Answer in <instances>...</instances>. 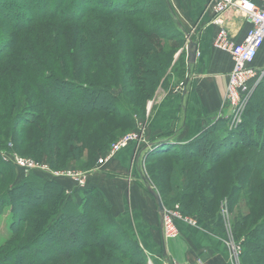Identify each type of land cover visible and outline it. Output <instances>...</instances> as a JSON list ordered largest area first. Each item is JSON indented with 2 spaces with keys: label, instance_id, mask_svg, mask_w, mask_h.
<instances>
[{
  "label": "trees",
  "instance_id": "obj_1",
  "mask_svg": "<svg viewBox=\"0 0 264 264\" xmlns=\"http://www.w3.org/2000/svg\"><path fill=\"white\" fill-rule=\"evenodd\" d=\"M35 1H7L16 11L23 8L29 13L40 12L28 15L23 23L18 21L13 25L7 16L0 15V27L10 30L6 40L0 41L3 49L0 64L6 63L7 75L17 73L21 78L12 92L10 107L5 99L0 100V137L5 135L11 114L14 130L8 138H20L23 136L20 128L48 116V106L77 120L88 118L94 111L106 113L116 130L124 122L132 130L138 117H143L132 107L133 103H147L159 88L167 89L171 79L177 82L186 79L187 65L182 50L185 35L167 0H39L40 5H35ZM1 12L4 10L0 9ZM148 17L152 19L147 20ZM46 22H57L59 27L53 29L49 24L40 27ZM40 45L45 47L46 59L36 51ZM91 65L110 75L99 87L87 78L83 79L86 83L81 80L84 70ZM26 83V88L33 92L30 101L34 103L26 102L14 113L19 106L17 96ZM65 88L68 91L62 92ZM76 90L79 103L67 100ZM116 90L119 93L114 94ZM100 98L113 103L112 108L96 107ZM248 100L238 127L229 129L228 119L221 117L188 143L154 146L145 154V172L165 208L178 204L184 216L196 218L204 226L215 228L217 233L223 230V216L213 213L211 205L216 184L224 175L234 177L229 185L230 194L243 190L246 197L243 202L248 209L241 219L235 217L233 221L235 237H244L240 264H264V240L260 236L264 235V220L254 223L248 208L259 207L260 200H255L254 195L264 189V115L261 113L264 78ZM69 104H72L70 108ZM57 113L51 114L52 122L58 118ZM260 119H263L261 124ZM104 127L99 123L97 131L105 143L97 148L98 153H105L111 141L119 136L118 132L112 133L113 130ZM92 137L93 132L83 131L82 145H76V137H71L69 149L80 150L83 145L90 149ZM41 154L47 155L44 146ZM230 157L234 158L233 168L227 166ZM162 160L167 161V166L159 168L158 162ZM152 168L155 178L167 184L165 198L153 182ZM10 170L2 171L0 167V215L3 208H8L12 219L10 238L4 242L8 250L0 264H12L17 254L25 258L24 264H75L73 259L91 264L97 258L95 264H147L145 252L135 237L117 223L100 190L75 186L77 197H69L59 182L63 179L38 172L13 183L12 174L7 173ZM239 179L245 181L240 183ZM5 180L9 183L5 182L3 187ZM203 193L205 197L200 195ZM26 226L30 229L28 241L24 248H14Z\"/></svg>",
  "mask_w": 264,
  "mask_h": 264
},
{
  "label": "crops",
  "instance_id": "obj_2",
  "mask_svg": "<svg viewBox=\"0 0 264 264\" xmlns=\"http://www.w3.org/2000/svg\"><path fill=\"white\" fill-rule=\"evenodd\" d=\"M167 1L184 31L185 57L188 41L197 46L195 63L186 64L183 86L170 84L167 89L156 91L148 105L140 141L129 143L104 166L97 167L94 163L86 172V186L102 192L117 223L135 237L145 252L147 264H172L173 261L178 264H234L229 259L231 249L225 240L200 222L192 227L177 220L179 236L165 240L161 232V214L148 191L151 187L158 194L145 172L148 150L162 144L188 143L230 111L224 94L232 60L213 47L219 30L212 23L213 0ZM224 19L230 39L242 42L250 23L233 10ZM253 66L264 67V43ZM59 182L67 196L77 197L72 181Z\"/></svg>",
  "mask_w": 264,
  "mask_h": 264
},
{
  "label": "rangeland",
  "instance_id": "obj_3",
  "mask_svg": "<svg viewBox=\"0 0 264 264\" xmlns=\"http://www.w3.org/2000/svg\"><path fill=\"white\" fill-rule=\"evenodd\" d=\"M8 0H1L0 3H3L2 6H0L1 10H4V13L1 12L0 15L3 16H7V20L10 21L11 24L15 25L18 21L20 23H23L24 21L27 20L28 15H39L40 12H38L37 10L32 11L31 13H29V11H27L26 9L23 8H19L18 11H16L11 5H9V3H7ZM10 1V0H9ZM21 5V4H20ZM35 5H40V1L36 0L35 1ZM20 7V6H19ZM24 7V6H23ZM156 9V8H155ZM33 10V9H32ZM39 13V14H38ZM71 14L74 15L75 11L72 10ZM141 17V16H139ZM152 19L150 17H148L147 20ZM49 24L50 26H52L53 29H56L59 27L57 22H46V23H41L40 27H42V25H46ZM133 25H138V23H133ZM137 27V26H136ZM63 29H66L65 27H63ZM137 29H139V27H137ZM10 30L8 28H5L4 26L0 27V41L1 40H6V38L8 37ZM20 38V37H19ZM98 39H100L99 37H97ZM33 41V40H32ZM49 42V41H48ZM51 42H49L48 44H50ZM45 47L43 46H39V48H37V53L40 55L41 58L46 59L44 53H43V49ZM184 50V46L183 49ZM3 52V49L0 47V54ZM59 53L61 54V50L59 49ZM178 57V54L175 55V58ZM185 62H186V57H185ZM14 64V62H12V65ZM174 64V62H172V65ZM66 65V64H65ZM178 66L181 65V63L177 64ZM11 67V66H10ZM67 71H70V68L68 65L65 66ZM3 68V70L1 69ZM6 63L4 64H0V100L5 99L7 101V103L9 104L10 107V101L9 100H13L12 97V92L14 91V88L17 86V83L20 82V76L17 75V73H13L7 75L6 74ZM84 74L83 77L81 78L82 82L86 83V81H84L83 79L87 78L88 80H91L95 83V86H98L100 84H103L104 82V78H109L110 75L108 74V72L105 70H100V68L96 67L95 65H91L89 66V68H86L83 72ZM177 82L176 80L171 79L170 83L172 85L178 84H184L185 80ZM27 83L25 84V87L23 89H21V91L19 92L17 98L19 99V106H17V108L15 109L14 113L19 112V110L23 107V104L30 103L33 104V101H30V96L33 95V92L29 91L28 88H26ZM79 90V89H78ZM76 90L75 93H72L70 95V97L66 98L68 99H72V101L79 103V99H78V93L79 91ZM62 92H66L68 91V88L62 89ZM114 94L119 93L117 90L113 91ZM129 93V91L127 92V94ZM136 94L133 93V96H135ZM156 95V93H155ZM155 95L153 96L152 99H150L147 103L144 102H140L137 101V103H133L132 107L135 108L137 110V112L139 114H141V116L143 117H138V119L136 120V124L135 127L130 130L129 129V125L128 123L126 124L125 122L123 123V125L120 127L119 130H116V127H113V124L109 121L110 118L108 116H106L104 113L102 112H97L94 111L91 113V115L83 120H77L75 118H72L68 115V113H66L65 111H60L59 109H53L52 107L48 106V110L50 111V113L48 114V116H46V118L44 119H40L38 122H36V124L29 126L27 128H20L19 131H21L22 135H20V138H8V135L11 134L13 129V124L12 122L14 121V116L13 114H11V118H9L8 124L6 122V127L4 129L5 131V135H1L2 137H0V143H2V146L0 148V159H1V169L2 171H7V169H11L8 173V175L12 174L11 179L13 181V183L19 182L21 181V179H23L26 175H28L29 173H38L37 171H27L23 168L17 167L15 166L13 163L8 162L6 160H4L3 158V154H10V155H15L17 157L26 159V160H31L34 161L35 163L39 164V165H43L46 166L48 169L52 170V171H63V170H73V171H79V172H87L85 171V169L89 168L91 165L93 166L94 163L97 164V160L100 159L101 157L105 156V154L110 150V148L112 147L113 144H115L117 141H119L123 136H125L128 133H132V132H137L139 130H141V128H143L144 130V126H145V121L144 118L147 115V109L149 108L148 105L149 103H151L155 97ZM133 96H130V99H134ZM102 98V97H101ZM99 99L98 103L96 104V107H101V108H112V104L113 103H109V102H105L102 99ZM138 99V98H136ZM249 101V100H248ZM71 103V102H70ZM115 104V103H114ZM146 104V105H145ZM72 104H69V106H71ZM92 105V103H91ZM70 108V107H69ZM96 109V108H95ZM109 109V108H108ZM54 112H59L57 113L58 115H55L56 117H58L56 120L57 121H61L64 122L61 124V122H55V121H51V114ZM2 113V112H1ZM261 113L264 115V109L261 111ZM52 114V115H53ZM15 115V114H14ZM93 118H96L93 119ZM263 118V117H262ZM115 119V118H114ZM128 122V121H126ZM260 124L263 123V119H260L258 121ZM57 123V124H55ZM99 123H103V125H105L106 129L109 128L111 130H113L112 133L118 132L117 134H119V136L112 140L110 143V147L109 149L105 152V153H98L97 148L101 147L103 145V143H105V140H102L100 137L101 132L97 131L99 130ZM51 124V126H50ZM104 127V128H105ZM54 129V130H53ZM101 130V128H100ZM83 131H89V132H93V137L92 139L89 140V143L91 146V148H86L83 147L80 148V150H73L71 151V149H69V141L71 139V137H76L75 139V144H81L83 143V138H82V132ZM1 129H0V134H1ZM20 133V132H19ZM143 133V131L141 132ZM255 137V136H252ZM16 139V141H15ZM14 140V141H13ZM77 141V142H76ZM14 145V146H13ZM44 146L45 148V153H47V155H43L41 154L42 151V146ZM82 145V144H81ZM56 152H59L58 154H56ZM11 163V164H10ZM13 164V165H12ZM159 164V168H163V166H167V161L162 160L158 162ZM11 165V166H10ZM51 165H53L54 167H58V168H54ZM234 158L230 157L229 159H227V166L229 168H233L234 166ZM151 172V177H153V182L155 183V185L163 192L164 194V198H165V192L167 189V184L163 183V181L161 179H156L155 177V168L153 170L150 171ZM42 173V172H40ZM44 174V173H42ZM46 177H49L47 174H45ZM224 175L222 177L221 180H219L220 182H218V184H216V189L214 191V198H213V202L211 203V205L213 206V213H217L220 216H223V230L221 232H219L218 234L225 240V244H227L230 249H232L233 246H235L236 248L239 249V255H238V263L240 264V256L241 253L243 251V242H244V237H239L236 238L235 234H234V222H235V217L237 220L241 219V214L244 212L248 213V209L246 208V204L243 202V200L246 198L245 194L242 192L243 190H237L235 193H232V196L230 194V188L229 185L233 183V179L234 177H227ZM237 177V176H235ZM161 178V177H159ZM262 178H264V175L262 176ZM237 180V178H235V181ZM240 183H243V181H245V179H239L238 180ZM5 182L9 183L7 180H5L3 182V187L5 186ZM264 182V180H263ZM11 183V180H10ZM238 186V185H237ZM2 187V188H3ZM247 187V186H246ZM2 190H0L1 192ZM76 192H78L76 190ZM212 193V191H211ZM77 194V193H76ZM202 196H206V193L204 194H200ZM198 196L201 198V196ZM255 200L256 198L259 199V207L258 206H252L248 207L249 210H251V215H252V220L257 221V220H261V222L264 220V189L261 190L258 194H255ZM240 198V199H239ZM238 199V201L236 200ZM201 200V199H200ZM233 200H235V203H233ZM241 200V201H239ZM177 205V204H175ZM194 218V217H192ZM196 219V218H194ZM197 220V219H196ZM12 219H11V215L9 212L8 208H3L2 214L0 215V261L3 260V256L5 255V253L8 250V247H6L4 245V242H6L9 238H10V230H9V225L11 223ZM234 221V222H233ZM249 224V223H248ZM27 227V226H26ZM206 227V226H205ZM208 229H210L211 231L216 232L215 228H211V227H207ZM241 231H243V229H241ZM30 232L29 227H27L25 230H23V233L20 234L19 239L15 242L14 244V248H24V245L26 244V242L28 241L27 239V233ZM260 236H262L261 240H264V235L260 234ZM233 245V246H232ZM96 257V256H95ZM24 257H20L19 254H17L16 256H14L12 258V261L10 263L12 264H24ZM75 262V264H85L87 262H83L82 260L77 261L76 259H73ZM95 262H98V258L97 260H92L91 264H95ZM54 264V263H53Z\"/></svg>",
  "mask_w": 264,
  "mask_h": 264
},
{
  "label": "built area",
  "instance_id": "obj_4",
  "mask_svg": "<svg viewBox=\"0 0 264 264\" xmlns=\"http://www.w3.org/2000/svg\"><path fill=\"white\" fill-rule=\"evenodd\" d=\"M212 3V23L219 28L213 41V47L228 54L232 60V69L228 73L224 94V102L230 111L224 118L228 119V128L235 129L242 121L246 104L254 87L264 78V67L257 68L253 66L257 53L264 43V0H213ZM230 10L246 18L250 23V28L240 43H235L230 39L225 26L224 16ZM180 86H183V84ZM141 132L142 128L137 132L128 133L123 136L112 145L105 156L97 160V167L106 165L119 150L129 143L140 141ZM3 158L27 171L42 172L53 179H68L80 189L86 187L85 172L73 170L52 171L34 161L8 153L3 154ZM177 220L186 222L192 227L198 226L196 219L184 216L181 213L178 204L171 208H163L161 214V232L165 240H172L179 236V230L176 225ZM238 255L239 249L233 246L229 258L230 261L234 264H239ZM172 264L178 263L173 261Z\"/></svg>",
  "mask_w": 264,
  "mask_h": 264
},
{
  "label": "water",
  "instance_id": "obj_5",
  "mask_svg": "<svg viewBox=\"0 0 264 264\" xmlns=\"http://www.w3.org/2000/svg\"><path fill=\"white\" fill-rule=\"evenodd\" d=\"M196 50H197L196 44L193 41H188L186 45V64L188 66L195 63ZM148 191L155 200L159 213L162 214L163 205L161 203V199L159 195L154 190H152L151 187L148 188Z\"/></svg>",
  "mask_w": 264,
  "mask_h": 264
}]
</instances>
